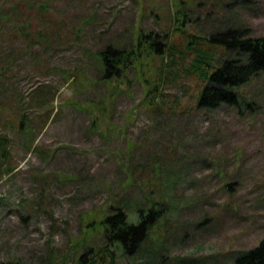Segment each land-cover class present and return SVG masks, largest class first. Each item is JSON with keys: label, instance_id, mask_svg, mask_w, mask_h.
Returning a JSON list of instances; mask_svg holds the SVG:
<instances>
[{"label": "rangeland", "instance_id": "obj_1", "mask_svg": "<svg viewBox=\"0 0 264 264\" xmlns=\"http://www.w3.org/2000/svg\"><path fill=\"white\" fill-rule=\"evenodd\" d=\"M22 1L0 0V104L21 106L38 151L0 124L11 139L0 159V264H44V257L77 264L84 245L98 242L101 227L89 214L105 210L125 184L130 143L144 159L147 149L166 152L162 171L154 163L146 176L165 182L169 208L148 241L152 253L113 249L114 260L103 252L95 259L224 264L264 240V72L234 89V106L209 110L195 105L205 76L182 75L199 48L213 54L215 68L234 54L208 39L189 49L187 35L232 26L264 37V0H32V11ZM13 2L21 13H4ZM24 23L30 28H16ZM138 28L157 39L167 33L164 53L142 54L141 67L102 81L98 52L108 43L128 48ZM145 78L161 80L167 94L152 108L141 102ZM106 83L115 87L111 99ZM127 194L144 200L135 188Z\"/></svg>", "mask_w": 264, "mask_h": 264}, {"label": "trees", "instance_id": "obj_2", "mask_svg": "<svg viewBox=\"0 0 264 264\" xmlns=\"http://www.w3.org/2000/svg\"><path fill=\"white\" fill-rule=\"evenodd\" d=\"M22 2H26L22 5L24 11H32L34 9V1L25 0ZM4 13L20 14L21 3L13 2ZM8 16L4 18L9 20ZM184 16L185 14L180 19H175V21L183 22ZM24 24L23 26L17 24L16 28L19 30L27 28L26 23ZM28 28H30V25ZM35 33L38 36L44 35V39L47 40V35L44 33ZM245 33V28L227 26L216 34L206 35L207 37L201 38L192 34L187 35V48L189 49L193 47L196 39H208L211 42L216 41L224 45L228 51L234 53L222 59L216 68L213 65V54L202 50V48L194 51L193 57L186 62L182 69L183 76L194 77L201 75L199 80H203L202 76H205L204 81H206V84L196 101L195 105L197 108L209 110L218 104L234 106L233 104L237 103L234 89L246 83L259 72H264V37H252L245 35ZM27 34L29 33L27 32ZM159 36L161 39H166L168 34L165 33ZM166 42L168 41L166 40ZM125 45L126 42H124L123 46L114 47L111 43H108L98 52L102 81L110 79L111 77L109 76L111 74L117 78L131 65L141 67L142 65L139 62L142 54L164 53L162 46L167 45L168 47L167 43L162 44L161 41L157 40L151 31L144 32L139 28L135 30V36L130 46L126 48ZM173 48L174 46H170L168 54H172L171 49ZM181 59H184L183 55ZM212 68L215 70L210 72ZM152 80V78L144 79L146 85L145 95L141 102L145 103L148 108H152L158 102V96H167L166 93L159 90L162 81L159 80L158 83L153 84L154 80ZM106 85L108 86V97L111 99L114 93L112 89H115V87H110L107 83ZM154 94L156 95L155 100L149 99L147 101L148 96H153ZM177 97L179 96H174V98ZM173 108L176 111L169 112L177 114L179 112L177 107L173 106ZM102 109L104 107H101ZM168 109H171V106H168ZM0 124L4 129L15 130L21 135L24 138L23 146L25 149L35 148L38 151V147L33 146V130L29 119L20 105L18 107L12 101L11 103L0 104ZM10 142L11 139L7 136L0 135V159L3 162L8 158ZM138 148L135 144L132 146L131 143L127 147L126 181L125 184H121L114 191L111 198L112 203L105 210L89 214V217L92 218L91 222L97 223L101 227L97 235L98 242L93 245H84V250L78 255L77 264H102L99 259L94 258L97 252H103L107 258L114 260L113 249L118 250L120 254L148 255L152 253L153 246L148 245V241L153 234L155 224L165 216V211L169 208V205L164 191L165 182L160 179L153 183L151 180H147L146 173L151 169V167L148 168L149 166L158 162L154 172L162 171L163 165L160 163L161 160L159 158L163 157L166 152H153L151 149H147L146 159H144V154L137 151ZM228 184L227 182L225 186ZM131 188L137 189L140 195L144 197V200H136L128 196L127 190ZM42 261L44 264L57 263L51 257H44ZM230 261L224 264H264V240H261L256 246L240 252Z\"/></svg>", "mask_w": 264, "mask_h": 264}, {"label": "bare ground", "instance_id": "obj_3", "mask_svg": "<svg viewBox=\"0 0 264 264\" xmlns=\"http://www.w3.org/2000/svg\"><path fill=\"white\" fill-rule=\"evenodd\" d=\"M157 40H159V41H160V40H162V39H157Z\"/></svg>", "mask_w": 264, "mask_h": 264}]
</instances>
